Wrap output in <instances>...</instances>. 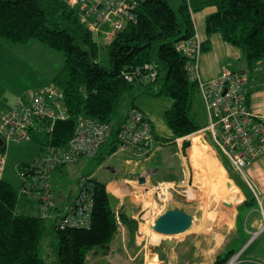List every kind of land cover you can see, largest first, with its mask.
I'll list each match as a JSON object with an SVG mask.
<instances>
[{"label":"trees","instance_id":"16d2710c","mask_svg":"<svg viewBox=\"0 0 264 264\" xmlns=\"http://www.w3.org/2000/svg\"><path fill=\"white\" fill-rule=\"evenodd\" d=\"M210 7L216 12L206 18L208 37L221 34L227 45L242 52L250 68L264 62V0H145L137 11V22L117 33L108 45L110 68L98 62L94 34L63 0H0V46L2 40L19 45L37 41L65 55V65L53 84L64 91L70 118L55 126L54 145L71 140L79 116L119 123L128 114L120 115L122 101L136 95L129 111L137 108L134 100L141 97L172 102L164 113L165 121L175 140H186L183 148L188 149L187 139L204 128L191 118L200 95L188 75L190 60L177 46L195 38L193 16ZM208 49L209 41L201 46L202 53ZM147 66L155 73L154 79ZM117 143L118 130L95 158L99 166L116 151ZM90 183L91 225L65 230H58L55 223L52 226L58 264H88L91 254L101 251L106 255L120 234L106 185L97 179ZM19 202L18 194L4 181L0 189V264H46L39 252L48 234L47 221L18 213ZM121 219L132 243L137 222L124 210ZM235 254L227 251L215 264H229Z\"/></svg>","mask_w":264,"mask_h":264},{"label":"built area","instance_id":"2783aa9c","mask_svg":"<svg viewBox=\"0 0 264 264\" xmlns=\"http://www.w3.org/2000/svg\"><path fill=\"white\" fill-rule=\"evenodd\" d=\"M144 1L63 0L77 14L85 28L94 35H104L106 40L114 38L127 26L137 22V11ZM105 24L110 25V33L101 31ZM196 38L197 32L195 38L181 42L177 49L190 60L188 75L197 84L199 95L209 111L208 130L212 133L217 152L227 158L236 172L243 173L248 166L264 156V120L249 108V74L246 71L224 69L218 77L205 80L200 71L202 45ZM149 71L150 78L154 79L155 73ZM69 118L65 93L53 84L20 97L0 122V148H6L10 142H40L38 157L20 171L23 181L20 194L38 205L39 218L45 221L54 219L58 230L88 228L94 210L90 192L91 177H83L78 194L70 200L63 213L56 215L52 177L58 170L83 158L95 159L103 147L113 140L116 130L117 153L129 152L144 158L151 153L154 143L150 121L139 108H134L119 123H102L79 116L71 140L65 145H54L52 135L55 126ZM179 140L182 139L177 142ZM6 164V152L0 151V189L4 182ZM173 191L174 184L160 183L152 187L136 186L131 196L140 205V197L152 194L156 203L165 205L171 202ZM114 216L119 230L125 231L121 209H116Z\"/></svg>","mask_w":264,"mask_h":264},{"label":"rangeland","instance_id":"374dc122","mask_svg":"<svg viewBox=\"0 0 264 264\" xmlns=\"http://www.w3.org/2000/svg\"><path fill=\"white\" fill-rule=\"evenodd\" d=\"M202 12H206V10L197 12L194 16ZM101 31L110 33L112 29L109 24H105L102 26ZM206 36H208L207 33ZM218 36L221 37V34H218ZM94 39L99 46L98 62L102 66L110 68L108 45L111 43L112 39L106 40L102 34H95ZM207 41H209V49L202 53L201 58L206 54H210V57H214L217 54L218 50H216L215 45L214 48H210V37H208ZM36 44H39L43 49L36 47L32 42L19 45L2 40L0 46V122L2 117L14 108L20 97L28 92L38 91L44 86L53 83L54 79L65 65V55L63 53L50 50L41 43L36 42ZM135 96L126 97L122 101L120 115L125 116L128 113L131 98ZM141 98L134 100V102L138 103ZM148 100L149 109L162 115L161 120L168 129L163 113L168 109L166 107L168 106L167 103L170 101L161 100L159 103H155L150 98ZM206 110L201 98H198L195 102L191 118L204 129L201 130L199 134L193 135L187 139L190 142V147L188 149L183 148V143L186 140L182 139L177 142V145L184 153V164L189 169H186L184 166V170L186 172L188 171L189 173H187L190 175H187V178L185 176L180 184L176 182H166L175 185V191L172 192L171 202L161 205L156 203L152 198V194H146L144 197H140V205H138L133 197L131 198V200L136 203V206L138 205V213L136 216L138 220L135 219L138 230L134 237V243H138L137 248L139 249V255L135 257L129 251L130 253L124 256L119 253H112L108 250L107 254L103 256L102 252L98 251L90 255L88 264H156L147 262L146 254L150 248L147 245L145 237L141 235V228L147 227V223L154 225L156 220L172 207L183 208L194 214V216L197 212L202 214L201 219H196L193 229L187 234L176 236V240L177 238L178 240H183L185 238L194 239L197 241L196 243L199 244L200 248L202 250L206 249L203 251L209 254L211 251L210 249L218 247L220 242L224 240V236L232 225L231 221L233 220L232 215L235 213V206L240 202L241 198L240 194H237V192L239 193L238 189L232 185L226 175L225 179L220 181L213 173L216 167H222L218 155H224L217 152L215 148L212 133L208 130V126L210 125L209 111ZM195 137H201L212 151L211 157H205V159L198 158L199 160L196 159V166L202 165V167L199 166L201 171L199 173L194 169L195 166L191 167L187 160L192 150ZM171 140H173V138ZM36 151H39V149L35 143L24 141L10 142L5 148L7 164L4 181L18 194V200L22 199L24 200L23 202H26L28 198L20 194L23 187L20 171L35 161L36 155H38ZM120 158L121 156L112 158L106 157L107 162H104L102 166H99L97 159L83 158L75 164L64 166L61 171L59 170V172L55 173L52 177V185L58 207H61L63 200L66 201L68 198L75 197L78 194L79 185L83 177L95 175V178L100 182H106L105 179L111 176L109 167L115 165L117 170L126 169L127 167L123 164L124 159L122 158L123 160H121ZM180 161L179 149L172 143L167 145L164 148V152L159 154L156 158V164L162 166V171L160 173L164 174L169 171L170 174H173L172 172L177 173V170L181 173L179 170ZM222 161L226 162L224 157ZM152 186L154 185L150 187ZM141 190L144 189L141 188ZM255 207L257 212L261 214L262 209L257 207V205ZM17 211L23 212L22 210ZM247 214V210H240L239 230L230 239V242H232L231 248L236 252L231 262L236 263L237 261L245 259L249 264H264V234L262 238L257 240L253 238L249 230H243L242 225ZM54 223V219L47 221L48 234L44 238L39 252L40 258L46 264H58L57 254L54 248L57 244V239L52 232ZM119 232V235L123 237L127 232L126 227L125 231L119 230ZM153 233L155 238L158 239L159 237L156 236L159 234L154 231ZM171 238L172 237H170V239ZM173 238L175 239V237ZM165 239L168 238L165 236ZM158 244H160V242ZM189 252L190 254L193 253L191 249ZM237 255L240 257L238 258Z\"/></svg>","mask_w":264,"mask_h":264},{"label":"crops","instance_id":"0c3cea01","mask_svg":"<svg viewBox=\"0 0 264 264\" xmlns=\"http://www.w3.org/2000/svg\"><path fill=\"white\" fill-rule=\"evenodd\" d=\"M205 10L206 12H202V13H199L193 16V19L196 25L195 26L196 32L200 40V43L202 44L208 40V36H206V30H205L206 18L209 15L216 12V9L213 7L207 8ZM103 37L105 38L104 35ZM36 42L37 41H32V43H34L36 47H40V49H43L41 48V46H39V44H36ZM37 43H40V42H37ZM210 43H211L210 48H214V45H215L216 50L218 51H217L216 56L214 57H210V54H206V55H203V57L201 58L200 71H201L202 77L205 80H211L213 78L218 77L224 69H229L231 71H236V72L237 71L238 72L239 71L248 72L249 81H248L247 88H248L249 108L252 112L256 113L258 116H260L264 120V62H259L257 65L250 68L242 52L224 43L221 37L218 36V34H214L210 37ZM52 85L53 83L46 85L41 89L48 88ZM154 102L159 103L160 101H154ZM170 103L171 102L167 103L168 106L166 108H169L171 106ZM136 105H137V108H139L145 114V116L147 117V119L150 121L152 125L154 143L152 145L151 153L144 158L136 157L129 152H121V153L114 152L110 156H107L110 158L115 157V156L116 157L121 156L120 159L121 160L124 159L123 164L127 168L124 170L122 169L117 170V168H115V165L109 167L111 176L105 179L106 182H102L107 187V192L110 195L111 205L113 209L122 210V208L125 206V209H124L125 212L128 209V206L126 205L127 199L132 198L131 196L132 189L135 188L136 186H140L139 183L136 181L131 182L130 180L125 179L126 175L131 174V173L133 174L140 173L146 176V178L148 179V186L157 185L159 183H166V182H176L177 184H180L182 183V180L184 179L185 176L187 178V175L188 176L190 175L188 174L189 173L188 171L187 173L184 170V166L186 167V169L188 168L184 164L183 150L177 145V141L175 140V137L172 131L169 129V127L167 126L168 127L167 129L166 126H164L161 120L162 115H160V113L158 112H155V111L153 112L149 109V100L145 97L141 98L138 101V103H136ZM172 138L173 140H171ZM168 142L170 143L174 142L173 144H175V146L179 149L180 160H181L179 162V170L181 171V173H179L178 170H177V173L172 172L173 174H170V171L167 172L166 170H165L167 172L166 174L160 173L162 171L161 170L162 166L156 164L157 156L164 152V148L167 145H169ZM28 143H35L38 146L39 151H36V152L39 155L41 151L40 142L38 140H33L32 142H28ZM108 150H109V147L107 146L106 148H104L103 152L105 151L106 153ZM211 154H212V151L207 146L205 141L201 137H195L193 140L192 150L190 152L189 157H187V160L189 161V164L191 165V167L195 166L194 169L197 171V173H199L201 172L199 166L202 167V165L196 166L195 164L196 159L197 160H199L198 158L205 159V157H211ZM38 155L36 156L38 157ZM218 157L220 159V164L222 167L221 168L216 167L213 170L214 175L217 176V178L220 181H223L226 175V177L229 178L228 180H230L232 185L236 189H238L239 193L237 192V194L238 195L240 194V198H241L240 202L237 203L235 206V213L232 215L233 220L231 221L232 225L229 227L227 234L223 238L224 240L220 242L218 247L210 249L211 250L210 254L204 252L203 250H206V249L202 250L199 244L196 243L197 241H195L194 239L185 238L183 240H178L177 238L176 240V237L175 239L173 238L177 242V246L171 252L170 264H215L216 258L219 255L224 254L227 251L233 250L231 248L232 242H230V239L239 230V220H240V210L241 209H245L248 211V214L243 221V225H242L243 230H249V232H251V234L253 235L254 239L259 240L260 238L263 237V234H264V156L256 160L255 162H253L250 166H248L243 171V173L235 172L233 170V167L230 166L231 164L229 163L227 158H225L224 156L218 155ZM223 157L225 158L226 162L222 161ZM104 162H107V161L105 160ZM92 178L97 179L95 178V175H93ZM73 198L74 197L68 198L66 201L63 200V203L61 204L60 208L57 205L56 208L57 207L58 208L56 211V215L57 214L59 215V213H63L66 206L68 205L70 200ZM23 201L24 200L20 199V202L17 207V210H22L23 212H18V211L17 212L20 214H26L30 216H38L39 214L38 205L28 200L26 202H23ZM256 205L257 207H260L262 209L261 214H259L257 210L255 209ZM173 209H180L194 216V214L186 211L183 208L172 207L169 210H173ZM132 210H133L132 218L135 220L137 218L136 216L138 213L137 207H134ZM198 213L199 212H197L195 216ZM123 237H121V235H118L116 239L114 240V242L112 243L109 251L112 253H119L124 256H126V254H129L131 252L132 255L137 257L139 255V249L137 248L138 243H134V240L131 243V240L129 239L130 236H129L128 231L125 233V235H123ZM133 244L136 246V249H134V247L132 246ZM190 249L193 251V253L191 254L189 252ZM239 257L240 256H238V258ZM240 261L246 264H249L245 259L240 260Z\"/></svg>","mask_w":264,"mask_h":264},{"label":"water","instance_id":"95a60500","mask_svg":"<svg viewBox=\"0 0 264 264\" xmlns=\"http://www.w3.org/2000/svg\"><path fill=\"white\" fill-rule=\"evenodd\" d=\"M125 179L136 181L140 186H148V179L146 176L140 173L128 174L125 176ZM126 205L128 206V209L126 210L127 217L131 218L133 214L132 209L136 207V203H134L131 198H128ZM124 209L125 206L122 208V210ZM201 218V213H198L196 216H192L183 210L173 209L167 211L160 218H158L152 229L159 235L166 237H176L190 232L194 227L196 219L199 220ZM176 246L177 242L174 239H166L162 240L159 245L151 247L150 251L153 255L158 256L159 262L161 264H170V255ZM233 263L234 262H230L229 264Z\"/></svg>","mask_w":264,"mask_h":264},{"label":"bare ground","instance_id":"6f19581e","mask_svg":"<svg viewBox=\"0 0 264 264\" xmlns=\"http://www.w3.org/2000/svg\"><path fill=\"white\" fill-rule=\"evenodd\" d=\"M196 39H197V38H196ZM197 41H200L199 38L197 39ZM201 45H202V43H201ZM146 69H147V70H152V68H149V67H147ZM133 199L136 201V203H138V201L136 200V198L133 197ZM115 208H116V207H115ZM143 226H144V225H143ZM153 226H154V225H152V224H148V223H147V227L141 228V235H143V236L145 237V239L147 240V245H148L149 248H151V247H155V246L159 245L158 243L165 239V236H163V235H157L156 237H159V238H158V239L155 238V235H154V233H153V229H152ZM166 238L169 239L170 237H166ZM172 238H173V237H172ZM172 238H171V239H172ZM165 240H166V239H165ZM155 256H156V257H155ZM155 256H154V255L151 253V251L149 250V251L147 252V254H146L147 262H148V263L161 264V263L159 262L158 256H157V255H155ZM156 258H157L158 260H157Z\"/></svg>","mask_w":264,"mask_h":264}]
</instances>
